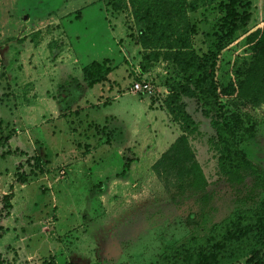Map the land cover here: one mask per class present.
<instances>
[{"label":"rangeland","instance_id":"374dc122","mask_svg":"<svg viewBox=\"0 0 264 264\" xmlns=\"http://www.w3.org/2000/svg\"><path fill=\"white\" fill-rule=\"evenodd\" d=\"M224 1L186 0L183 19L136 44L139 4L115 11L107 0H0V126L11 136L0 148L2 264H154L166 247L202 238L211 224L253 207L258 195L247 173L237 185L219 174L214 132L191 99L179 103L195 123L184 135L205 180L204 217L196 195L166 192L151 172L181 134L164 105L167 86L183 81L167 41L188 24L192 50L205 53ZM262 7L250 0L248 22L219 56L220 82L233 61L247 59L245 32L264 20ZM151 53L141 74V57ZM92 61H104L109 73L89 89L80 69ZM134 67L151 95L130 92ZM221 104L236 146L264 170V99ZM33 156L45 165L30 177L25 160Z\"/></svg>","mask_w":264,"mask_h":264},{"label":"trees","instance_id":"16d2710c","mask_svg":"<svg viewBox=\"0 0 264 264\" xmlns=\"http://www.w3.org/2000/svg\"><path fill=\"white\" fill-rule=\"evenodd\" d=\"M124 3L140 5L139 21L143 28L137 31L136 44L139 40L148 43L162 36L175 20L183 19L189 9L186 0H107L109 8L115 11ZM219 8L222 17L214 41L205 53L198 56L192 50V27L188 24L167 41L166 51L170 53L168 56L175 62L183 81L182 84L171 83L167 86L168 95L164 105L167 113L179 123L181 134L151 165V172L166 192L172 190L176 195H196L200 215L204 217L203 209L209 203V197L204 194L205 180L184 135L195 128V123L179 103L181 97L191 99L199 107L200 113L209 119V126L214 132L219 174L228 183L237 185L242 182V174L247 173L258 199L253 207L238 209L221 222L211 224L202 238L191 235L185 243L166 247L154 264H233L239 261L242 264H264V170L253 165L236 146L231 126L223 118L221 104L232 97L243 101H263L264 20L245 32L247 59L233 61L229 78L220 82L216 76L219 56L231 45L234 33L248 22L250 0H225ZM155 57L154 53L141 57V74L145 72L146 63ZM80 73L82 83L90 89L106 81L109 69L104 61H92L83 66ZM10 137L9 134L2 135L0 126V148L6 145ZM3 155H8V151ZM22 155L25 156L24 153ZM29 160L32 161V165L28 166L29 176L42 174L45 163L33 156L27 158L25 164L30 165ZM125 167L123 165V169ZM16 181L23 183L25 176H17ZM9 196L1 197L5 209L9 208Z\"/></svg>","mask_w":264,"mask_h":264},{"label":"built area","instance_id":"2783aa9c","mask_svg":"<svg viewBox=\"0 0 264 264\" xmlns=\"http://www.w3.org/2000/svg\"><path fill=\"white\" fill-rule=\"evenodd\" d=\"M133 81L131 83L130 92L132 94L151 95L153 93V87L147 78L142 77L138 68L134 67L131 70Z\"/></svg>","mask_w":264,"mask_h":264},{"label":"crops","instance_id":"0c3cea01","mask_svg":"<svg viewBox=\"0 0 264 264\" xmlns=\"http://www.w3.org/2000/svg\"><path fill=\"white\" fill-rule=\"evenodd\" d=\"M264 1V0H263ZM262 10H263V12H264V8L262 7ZM81 74V73H80Z\"/></svg>","mask_w":264,"mask_h":264}]
</instances>
